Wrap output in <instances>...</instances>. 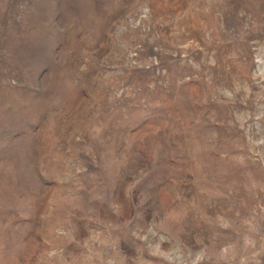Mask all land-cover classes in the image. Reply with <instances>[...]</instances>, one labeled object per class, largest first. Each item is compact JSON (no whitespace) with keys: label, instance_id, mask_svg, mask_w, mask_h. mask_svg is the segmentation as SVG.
Segmentation results:
<instances>
[{"label":"rangeland","instance_id":"1","mask_svg":"<svg viewBox=\"0 0 264 264\" xmlns=\"http://www.w3.org/2000/svg\"><path fill=\"white\" fill-rule=\"evenodd\" d=\"M0 264H264V0H0Z\"/></svg>","mask_w":264,"mask_h":264}]
</instances>
